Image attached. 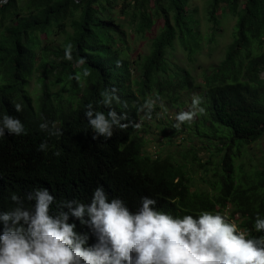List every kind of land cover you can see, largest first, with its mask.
<instances>
[{
	"label": "trees",
	"instance_id": "trees-1",
	"mask_svg": "<svg viewBox=\"0 0 264 264\" xmlns=\"http://www.w3.org/2000/svg\"><path fill=\"white\" fill-rule=\"evenodd\" d=\"M190 2L7 0L0 4V116L19 118L28 131L19 137L6 133L0 139V210L14 206L11 193L24 198L34 187L49 188L57 201L75 198L88 204L99 185L110 199H122L130 211H137L141 197L148 196L157 201L152 207L173 216L219 212L240 231L259 235L253 224L257 213L264 216V161L247 168L237 160L245 147L264 140V0L205 1L207 43L214 41L221 18L228 15L235 25L232 42L221 60L203 71L200 84L188 70L174 65L173 78L167 61V51L175 42L192 60L202 48L200 20ZM158 20L162 25L148 53L129 61L124 29L145 37ZM53 36L58 39L55 45ZM68 43L73 45L74 58L85 57L84 64L63 59ZM84 70L90 75L84 77ZM76 74L81 75L79 82L73 78ZM33 78L39 86L34 99L28 90ZM113 87L127 103L126 108L115 103L113 107L133 122L139 120L137 108L152 94L177 103L178 91H191V97L204 98L207 112L191 126L185 125L184 136L179 138L183 133L179 130L164 136V143L158 140L164 156L154 155L155 151L147 154L145 137L131 126L114 127L108 140H93L85 106L91 103L106 114L108 109L96 102L104 89ZM16 103L22 111H15ZM45 120L55 122L62 135L46 137L38 127ZM185 138L189 146L171 149L173 139ZM45 140L47 153L37 150ZM57 150L60 156L53 155ZM194 172L201 175L199 183L193 180ZM24 204L31 206L27 200ZM69 223L89 235V246L98 242L87 225L71 216Z\"/></svg>",
	"mask_w": 264,
	"mask_h": 264
},
{
	"label": "clouds",
	"instance_id": "clouds-1",
	"mask_svg": "<svg viewBox=\"0 0 264 264\" xmlns=\"http://www.w3.org/2000/svg\"><path fill=\"white\" fill-rule=\"evenodd\" d=\"M4 3L7 0H0V4ZM63 59L85 63L83 56L74 58L71 43L64 47ZM115 64L120 67V60ZM82 75L90 73L84 70ZM73 78L79 82L81 75ZM100 96L102 99L96 103L108 109L106 114L91 103L84 111L93 140L110 139L114 127L141 128L144 119H152L159 100L146 98L137 108L144 116L133 122L126 112L118 114L113 107L114 103L127 107L115 87L104 89ZM159 107L166 111L162 102ZM14 109L20 112L22 105L16 103ZM206 112L204 98L193 94L188 109L175 114L172 127L179 131ZM38 127L46 137L62 135L55 122L45 120ZM6 133L19 137L28 131L19 118L3 114L0 139ZM37 150L47 153V140ZM60 154L59 150L53 152L54 156ZM9 198L14 206L0 210V264H264V216L259 213L253 224L259 235L249 236L219 212L205 210L198 215L173 216L152 207L157 201L148 196L141 197L137 211H130L122 199H110L99 185L88 204L75 198L57 201L46 187H34L24 198L13 192ZM25 200L31 202L30 207H25ZM70 216L80 225H87L98 242L89 246V235L78 232L77 224L69 223Z\"/></svg>",
	"mask_w": 264,
	"mask_h": 264
},
{
	"label": "rangeland",
	"instance_id": "rangeland-1",
	"mask_svg": "<svg viewBox=\"0 0 264 264\" xmlns=\"http://www.w3.org/2000/svg\"><path fill=\"white\" fill-rule=\"evenodd\" d=\"M205 1L206 0H191L189 4L190 8H196L195 18L200 20L199 30L201 31L200 39L202 40L200 43L202 46L201 50L193 56V60L191 58H188L186 53L182 50L177 42H175L173 49H169L167 51V61L169 64H171V76L173 78L176 76V70L174 66L184 68L189 71L190 76L192 77V79H194L196 84L201 83V76L203 71L209 66L216 65V63L223 57L225 48L232 42V34L234 33L233 26L235 25V20L230 16L226 15L224 18H221L220 27L219 30L215 33L214 41L207 43L204 40L209 34V31L205 29L203 18ZM218 14H220V12H218ZM160 25H162V21L158 20L145 37H137L131 33L130 29H124V32L126 34V49L128 52L127 58L129 59V61L136 62L138 56L146 55L148 53L150 41L153 37H155V35L158 34ZM57 40V37H51V41L54 45L56 44ZM133 75L137 76V73L133 72ZM262 76H264V73L262 74ZM28 90L34 99L39 91V86L35 82L34 78L29 82ZM178 92L179 93L177 96L179 97V101L177 103H171L168 98H164L163 96L158 97L155 94L148 96V98L152 99H156L158 97L159 100L157 102V106L153 110L152 119H144L142 124L143 127L138 129L141 131L140 135L145 137L147 141L144 150L147 154H153L154 151V155L158 153L161 156H164L166 154V151H160L161 147L158 148V140H162L161 143H164V136H169L171 133L177 132V130L172 127V124L175 122L174 116L178 111L187 110L190 106L191 91L189 93H185L184 91ZM161 102L165 105L166 111L162 110L159 107V104ZM142 116H144L143 112L140 113L139 119ZM196 119H194L193 121H196ZM191 123L188 125L191 126ZM181 130L183 131V133L178 134L179 138L187 133V128L185 126H183ZM144 133H146V135ZM173 140H175L176 143L171 149H181L184 146H189L187 139L186 141L180 139V142L177 139ZM199 143L200 142H197L196 145H203ZM175 153L176 151L173 152V154ZM205 156H207L206 152L204 153L203 158H205ZM262 159L264 161V140H260L245 147L237 162L243 163L248 168L249 163L256 165L260 163ZM193 180L196 183H199V181L201 180V175L199 174V172H194Z\"/></svg>",
	"mask_w": 264,
	"mask_h": 264
}]
</instances>
